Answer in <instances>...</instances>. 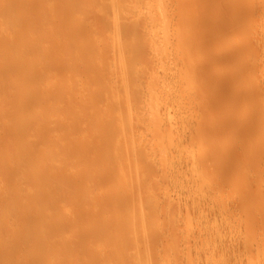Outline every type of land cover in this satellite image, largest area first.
Returning a JSON list of instances; mask_svg holds the SVG:
<instances>
[{"label": "rangeland", "instance_id": "obj_1", "mask_svg": "<svg viewBox=\"0 0 264 264\" xmlns=\"http://www.w3.org/2000/svg\"><path fill=\"white\" fill-rule=\"evenodd\" d=\"M263 9L0 0V264H264Z\"/></svg>", "mask_w": 264, "mask_h": 264}, {"label": "bare ground", "instance_id": "obj_2", "mask_svg": "<svg viewBox=\"0 0 264 264\" xmlns=\"http://www.w3.org/2000/svg\"><path fill=\"white\" fill-rule=\"evenodd\" d=\"M263 10H264V9H263ZM263 12H264V11H263ZM14 18H15V17H14ZM263 34H264V33H263ZM261 41H263V39H262ZM252 42H253V41H252ZM250 43H251V41H250ZM252 45H254V44H252ZM263 49H264V48H263ZM263 49H262V50H263ZM245 50H246V49H245ZM248 50H251V49L248 48L246 51H248ZM247 53H248V52H247ZM250 54H251V52H250ZM253 54H254V53H253ZM250 69H251V68H250ZM261 88H262V87H261ZM246 92H247V91H246ZM263 92H264V91H263ZM263 92H262V94H263ZM247 94L249 95V93H247ZM244 95L246 96V94H244ZM250 95H251V94H250ZM250 95H249V96H250ZM263 95H264V94H263ZM256 96H257V95H256ZM252 97H253V95H252ZM244 98H245V97H244ZM246 98H247V96H246ZM187 118H188V117H187ZM222 119H223V118H222ZM200 121H201V120H200ZM194 122H195V121H194ZM228 122H229V121H228ZM200 123H202V122H200ZM224 123H225V122H224ZM261 123H262V121H261ZM189 124H191V123H189ZM255 124H256V123H255ZM258 124H259V122H258ZM187 125H188V124H187ZM191 125H192V124H191ZM195 125H196V124H195ZM198 125H199V122H198ZM250 125H251V124H250ZM204 126H205V125H204ZM244 126H245V128H247L246 125H244ZM253 126H254V125H253ZM253 126H252V129L255 130V127L253 128ZM263 126H264V123H263ZM215 127H216V125H215ZM248 127H249V125H248ZM258 127L262 128V127L260 126V124H259ZM193 128H194V129H195V128L197 129L198 127H193ZM200 128H202V127H200ZM200 128H199V130H201ZM221 128H222V126H221ZM240 128H241V127H240ZM183 129H184V128H183ZM196 129L193 130V131L191 130V131L193 132V134H192V133H191V134L194 135V132H197V133H195V136L198 137V136H199L200 134H202V133H200L201 131L198 132V129H197V130H196ZM205 129H206V127H205ZM208 129H209V127H208ZM217 129H218V128H217ZM238 129H239V128H238ZM242 129H243V128H241V131H243V133H244L245 130H242ZM248 129H249V128H248ZM262 129H264V128H262ZM215 130H216V129H215ZM220 130H221V129H220ZM220 130H219V131H220ZM256 130H257V129H256ZM238 131H239V130H238ZM241 131H240V132H241ZM257 131H260V133L262 132V130H257ZM263 131H264V130H263ZM183 132H184V131H183ZM187 132H188V131H187ZM189 132H190V131H189ZM247 132H248V131H246L245 133H247ZM221 133H222V132H221ZM191 134H190V135H191ZM198 134H199V135H198ZM238 134H240V133H238ZM190 135H189V136H190ZM242 135H243V134H242ZM248 135H249V134H248ZM186 136H187V135H186ZM203 136H204V135H203ZM238 136H239V135H238ZM238 136H237V137H238ZM239 137H240V136H239ZM242 137H243V136H242ZM242 137H240V138H242ZM187 138H188V137H187ZM248 138H249V137H248ZM202 139H203V138L201 137V139H199V140H202ZM260 139H261V138H259V140H260ZM245 140H247V139H245ZM254 140H255V139H254ZM189 141H190V139H189ZM191 141H192V140H191ZM256 141H257V139H256ZM253 142H254V141H253ZM257 142H259V141H257ZM252 144H253V143H252ZM258 145H260V143H259ZM254 153H255V152H254ZM234 155H235V154H234ZM257 156H259V155H257ZM257 158L259 159L260 157H257ZM233 159H234V158H233ZM238 159H239V158H238ZM255 159H256V157H255ZM255 159H253V160H255ZM200 160H201V159H200ZM204 160H205V159H204ZM259 160H260V159H259ZM201 161H202V160H201ZM243 161H244V159H243ZM250 162H251V161H250ZM252 162H253V161H252ZM255 162H257V161H255ZM244 163H245V162H244ZM262 163H263V162H262ZM258 164H259V163H258ZM237 166H238V165H237ZM259 166H260V165H259ZM244 167H245V166H244ZM234 169H235V168H234ZM255 170H256V167H255ZM235 171H236V170H235ZM238 171H240V170H238ZM242 171H244V170L242 169ZM253 171H254V170H253ZM250 172H251V171H250ZM251 173H252V172H251ZM251 173H250V174H251ZM240 176H241V175H240ZM248 177H249V176H248ZM248 177H247V178H248ZM244 178H245V177H244ZM244 178H243V179H244ZM247 178H246V179H247ZM251 178H252V177H251ZM240 180H242V179H240ZM253 180H254V179H253ZM237 182H238V181H237ZM243 183H244V182H243ZM247 183H248V182H247ZM249 183H251V182H249ZM242 185H243V184H242ZM248 185H250V184H248ZM248 187H249V186H248ZM241 189H242V188H241ZM243 189H244V188H243ZM247 189H248V188H247ZM39 229H41V228H39ZM50 232H52L51 225L49 226V233H48V236H46V247H47V249H50V247H52V245H51V244H52V243H51V239L49 238V234H50ZM41 234H43V232H40V235H41ZM5 254H6V253H3V254L1 253V254H0V259H2V257H4Z\"/></svg>", "mask_w": 264, "mask_h": 264}]
</instances>
